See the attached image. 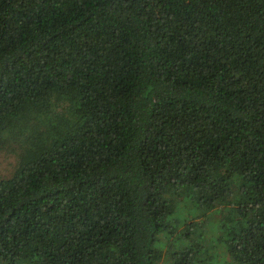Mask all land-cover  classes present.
I'll use <instances>...</instances> for the list:
<instances>
[{"label": "trees", "instance_id": "1", "mask_svg": "<svg viewBox=\"0 0 264 264\" xmlns=\"http://www.w3.org/2000/svg\"><path fill=\"white\" fill-rule=\"evenodd\" d=\"M54 95L0 264H264V0H0V137Z\"/></svg>", "mask_w": 264, "mask_h": 264}, {"label": "rangeland", "instance_id": "2", "mask_svg": "<svg viewBox=\"0 0 264 264\" xmlns=\"http://www.w3.org/2000/svg\"><path fill=\"white\" fill-rule=\"evenodd\" d=\"M58 99H63L72 105V111L75 119L73 104L68 99L62 96L54 95V110L47 114H38L41 118L43 115L48 116L50 114L51 116L48 119H53L54 126L51 122L40 123L41 121H35L31 125H26V128L24 129L22 127V131H19L23 124L31 123L34 120L33 119L29 122L20 123V127L18 125L15 129L3 133L0 137V180L7 179L13 176L15 170L19 165L20 156L24 152L23 149L29 146H33L37 142H50L52 136L49 135V133H52L54 139L62 136L70 129V127L72 126V122L70 121V118L67 117V115H71V106L65 101H60L58 104L59 107L55 111L56 101ZM54 119L58 120V126H56V122L54 121ZM210 264H219V261L217 259H214L210 262Z\"/></svg>", "mask_w": 264, "mask_h": 264}]
</instances>
